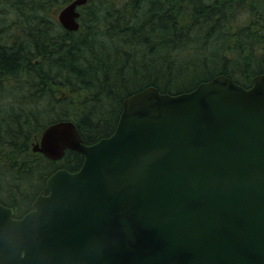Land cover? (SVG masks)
<instances>
[{
    "label": "water",
    "instance_id": "95a60500",
    "mask_svg": "<svg viewBox=\"0 0 264 264\" xmlns=\"http://www.w3.org/2000/svg\"><path fill=\"white\" fill-rule=\"evenodd\" d=\"M71 0L58 13L80 27ZM59 168L20 219L0 204V264H264V73L176 95L126 97L113 133L85 144L72 121L33 146Z\"/></svg>",
    "mask_w": 264,
    "mask_h": 264
},
{
    "label": "trees",
    "instance_id": "16d2710c",
    "mask_svg": "<svg viewBox=\"0 0 264 264\" xmlns=\"http://www.w3.org/2000/svg\"><path fill=\"white\" fill-rule=\"evenodd\" d=\"M68 2L0 0V203L15 216L52 172L82 164L33 152L48 125L70 120L93 144L146 87L176 95L225 76L249 88L264 73V0H87L74 32L54 13Z\"/></svg>",
    "mask_w": 264,
    "mask_h": 264
},
{
    "label": "flooded vegetation",
    "instance_id": "af4514ba",
    "mask_svg": "<svg viewBox=\"0 0 264 264\" xmlns=\"http://www.w3.org/2000/svg\"><path fill=\"white\" fill-rule=\"evenodd\" d=\"M32 203H33V201H32ZM31 203V204H32ZM31 206V205H30ZM31 209V208H30ZM23 216L22 215H20V216H15V219H20V218H22Z\"/></svg>",
    "mask_w": 264,
    "mask_h": 264
},
{
    "label": "rangeland",
    "instance_id": "374dc122",
    "mask_svg": "<svg viewBox=\"0 0 264 264\" xmlns=\"http://www.w3.org/2000/svg\"><path fill=\"white\" fill-rule=\"evenodd\" d=\"M58 11H59V9L57 8V9H55L54 13H56V14H57V13H58Z\"/></svg>",
    "mask_w": 264,
    "mask_h": 264
}]
</instances>
